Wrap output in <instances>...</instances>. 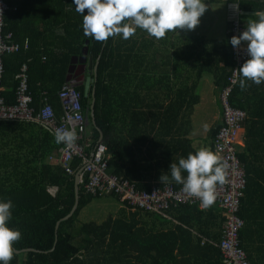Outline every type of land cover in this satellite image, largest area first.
Listing matches in <instances>:
<instances>
[{
	"label": "trees",
	"instance_id": "obj_1",
	"mask_svg": "<svg viewBox=\"0 0 264 264\" xmlns=\"http://www.w3.org/2000/svg\"><path fill=\"white\" fill-rule=\"evenodd\" d=\"M23 1L8 0L11 9L5 15V33L11 32L10 21L19 15L21 7L29 3L33 4L32 1ZM50 1L58 10L55 15L63 17L62 22L68 47L66 66L70 65L72 57L81 56L86 46L93 65L99 60L98 70L96 73L92 70L90 75L91 77L97 75L94 83L96 127H93L96 139L93 145L96 144L94 142L99 137V132L102 131V142L108 149L111 172L135 182L139 190H149L152 184L165 182H174L179 188L181 185L171 179L161 182L160 176L167 174L170 177V172L167 171L171 162H178L179 158L186 157L189 152L197 150L192 147L191 142L184 138L182 132L178 139L173 137L167 141L164 130L160 132L159 139L154 140L148 151H143L142 146L145 143L143 139L147 138V135L142 129H138L135 123L153 120L155 122L156 119L153 118L156 114L155 109L157 105L159 108L163 105L160 102L157 104L156 99L151 100L152 109L148 108L147 112L142 113L138 109L140 107L138 103L141 100L139 89L142 82L137 83L136 92L130 90L134 80L142 77L140 80L143 81L148 75L155 74L151 59L148 66L145 64L144 46L150 42L166 44L167 37L172 35L173 31L159 40L137 29L135 35L128 40L116 36L109 37L106 41H96L91 36L84 35L83 17L75 11L72 0ZM225 2L231 4L232 0ZM233 2L239 3V9L243 15L264 11V0H233ZM15 7L18 9L13 11ZM56 22L58 23V20ZM230 38L229 35L219 45L214 44L211 47L202 46L205 49H195L191 58L194 63L191 66H184L177 61L173 64L171 62L172 53L166 49L163 80L169 88L167 95L169 101L165 104L164 122L175 121L190 124L194 107L200 102L197 89L204 75L213 76L214 85L218 91L226 85L227 78L235 67L232 45L228 42ZM28 51L21 50L19 53L9 54L3 58L5 101L7 104L15 103L16 89L19 84V68L21 64L27 62L29 65L28 84L33 96L32 105L38 111L47 102L55 110L57 118H60L62 107L58 91L66 83V71L64 75H61L59 90L56 91V88L52 87V83L56 84L55 79L53 76H48V73H44L46 68L49 70L48 65L37 66L36 61L27 56ZM53 72H59L58 66H54ZM38 73H44L43 77L40 75L38 79ZM185 73L186 76L188 75L186 79L183 78ZM171 75L174 81H171ZM192 77H194V82L188 84ZM5 87L10 88L11 91H5ZM75 89L81 94L83 111L90 124L91 97H85L83 84L76 85ZM243 92L238 83L232 93L231 103L235 108L246 111L247 130L251 133L255 129L254 134L261 135L264 133V114L261 112L262 109L264 110V92L254 91L253 100L259 102L255 106L245 105L241 96ZM172 94L173 98H171ZM217 131L218 127L211 131V140ZM60 148L61 144L56 143L54 139V132L38 122L0 121V198L11 199L14 204L9 226L19 228L22 232V238L14 247L17 251L34 250L19 254L15 252L10 264H158L159 262L161 264L166 261V259H144V257L131 258L130 249L141 243L133 242V240L140 239L139 230L132 232L134 227L129 220L143 214L152 216L154 213L149 214L136 209L132 211L131 207L124 204L129 208V213L123 209L117 217L110 218L102 225L95 223L76 225L79 222L81 211L92 200L102 198L86 194L83 183L80 184V201L77 210L69 220L62 222L59 228H56L57 223L69 215L73 209L75 175L82 166L81 159H75L72 163L73 174H68L59 164L48 161V156L56 154L59 157L57 151ZM251 149H253V155L256 151L261 152V147L251 146L246 140L244 153L239 152L238 155L246 169L247 178L240 210V217L245 221V226L240 232V240L250 263L264 264V257H253L248 247L249 244L251 246V240L257 232V228H251L252 215L249 216V212L251 213L252 209L254 211L256 206L264 203V161H259L258 174L255 170L251 174L247 166ZM175 210L187 214L185 218L180 219L182 225L194 228L207 238L219 241L220 233L217 230L221 225L208 221L215 214L213 209L206 211L200 209L199 206L183 205L170 209L168 213ZM223 221L224 218L221 219V224ZM208 223L211 227L216 225L215 233L206 234L204 229ZM183 232L191 236L189 231L183 230ZM200 244L201 241L198 240L199 254L210 252V258L222 259L220 249L207 243L204 246ZM167 262L172 264L171 259ZM198 264H203V262L199 260ZM219 264H224V262L221 261Z\"/></svg>",
	"mask_w": 264,
	"mask_h": 264
},
{
	"label": "crops",
	"instance_id": "obj_2",
	"mask_svg": "<svg viewBox=\"0 0 264 264\" xmlns=\"http://www.w3.org/2000/svg\"><path fill=\"white\" fill-rule=\"evenodd\" d=\"M25 1L26 2L32 1L33 4L30 5L29 3L26 6L21 7L19 15H16L15 19L10 21L9 27L12 30L11 32L8 33L13 34L14 40L18 43L24 44L28 42L29 48L22 50L25 51L29 50L27 56H29L30 59L36 61L37 66H41L43 64L48 65L49 70H47L46 68L44 73H48L49 74L48 76L51 77L53 76L56 84L52 83V87L56 88V91L59 90L58 87L61 81L60 77L61 75H64L63 73L65 71H66V75H65L66 83L71 84L73 82L74 87L76 85H81V84L84 85L85 80L83 82H78L79 77H75L74 74H70L69 72L70 67L74 65L73 60L77 57L75 56L72 57L69 66L68 65L66 66L65 64L68 56L66 53L67 52L66 49L68 48L66 44L67 36L62 22L63 17L55 15L58 11L56 6L50 0H24L23 2ZM225 1L226 0H207V2L210 3L225 2ZM226 4L228 9L226 11L228 13L227 16L229 20L227 21V29L224 39L221 40L216 39L217 34H212L213 27L215 26L205 25L206 28H203L204 31H202L199 28V26H197L194 29L195 32L189 31L188 34L186 33L185 29H177L175 30L176 32L173 31L172 35L167 37L168 41L166 44L163 43L160 44L159 42H153V43L150 42L144 46L146 50L145 64L148 66V63L151 59L152 68H154L153 71H155V74H152L150 76L148 75L147 77L144 78L143 81H141L142 77L134 80V83L131 85L130 90L132 92H136L137 83L142 82L141 87L139 89L141 100L138 103L140 105L138 109H140L139 111L142 113L147 112L149 109H152V107L150 106L151 100L156 99V103L158 104L160 102L161 105L163 106L159 108L157 105L155 109L156 112L153 109V111L156 113L153 116V118L156 119L155 122L153 120L150 122L146 121L141 123H135L136 127L138 129H142L144 132H146L147 135V138L143 139V141H145V143L142 146L143 151L145 152L148 151L149 147L152 145L154 140L159 139L161 135L160 132L164 130H165L164 134L167 136V141H170L173 137H175V139H178L180 132H182L184 138L187 139L189 142H191V145L194 149L198 150L199 148L207 147L213 150L214 138H212L211 140L210 137L211 131L213 129H216L217 127L219 129V127L223 123L222 107L219 100L220 91H218L216 86L214 85V78L213 76L209 75L212 84V93H208L204 90V88H202L201 82L203 78L201 79L197 89V93L200 97V102L194 107L190 119V124L186 125L184 123L175 122V121L169 123L164 122L165 104L168 103L169 101L167 98L168 97L167 95L169 94V88L166 85V82L163 80V78H165V63H166L165 54H166V49L172 53L171 62L173 64H175L177 61L180 64H183L184 66H191V64L194 63V60L191 58L195 49L197 48L205 49L202 46L211 47L214 44L217 45L222 44L223 41H225V39L229 37L228 34L232 20L235 19L238 16V14L240 15L239 13L240 11H234L230 6L231 4L228 3ZM15 8L16 9H13V11H16L18 9L17 7ZM207 11L213 12V10L211 9H208ZM215 16L216 15H214V17ZM240 16L244 19L242 21V24L245 27L247 26L250 20L256 19L255 18L256 16L253 13H245L244 15L242 13ZM57 20L58 23L56 22ZM87 59H88L87 65L89 66L91 62L92 69L90 71L89 70L85 71V77H91L90 75L92 74V70L95 72L96 64L93 65V61L91 58H89L88 55H87ZM98 61L99 60H97L96 63H98ZM23 64L28 65L27 62ZM23 64H21L19 68V73ZM55 65L58 66L59 72L56 73L53 72V68ZM44 73H38L37 78L39 79L40 75L43 77ZM187 76L185 73L183 78L186 79ZM93 77L95 78V75ZM93 77L91 78L94 79ZM43 81L45 82V79ZM171 81H174L172 75H171ZM193 82H194V77H192V79H189L188 84H192ZM94 83H92L91 88L95 87ZM5 91H11V90L10 88L5 87ZM243 91L244 92L241 93V96L244 99L245 105L255 106L256 103L259 104V102H254L253 100L255 95L254 91L255 92L258 91V93L264 92V83L255 84L249 81L248 86L245 88V90L243 89ZM206 96L208 97L207 102L205 101ZM171 98H173V94L171 95ZM148 103L149 106H147ZM211 105L214 111L213 109H211L210 107ZM200 107L203 110L201 121L205 119H209L210 126L207 130V136H206L207 138L197 135L194 128L195 111ZM209 112H212L213 114L211 118L208 116ZM261 112H263L264 114L263 109L261 110ZM90 117H92L91 111H90ZM245 122L246 120L243 123L242 131L240 134L241 136L239 140L238 151L240 153L241 152L244 153L246 140H248V143L251 146L255 145L261 147V152L256 151L255 155H253L252 153L253 149H251V151L249 152L250 157L247 164L251 174H253L254 170L257 171L256 174H258V170L260 167L259 161L260 160L264 161V133L261 135H256L254 134V132H256L255 129L253 130V132L250 133L245 126L246 125ZM94 126L96 127V125L92 123V118H91V123L89 124L87 131L88 132L87 146L89 147H93V141L96 139L93 132ZM101 138L102 137L99 132V137L97 138L96 142H94V144L97 143V141L100 142L102 140ZM57 152L59 153V150ZM57 158L58 156L56 154L53 156H48V161L55 164L56 163L55 160ZM242 166L244 167L243 164ZM244 170L246 174L245 167ZM130 182L136 185L135 182L132 181ZM165 183H173L174 185H176L174 182H165ZM153 185L155 184H152V186ZM104 197L107 198L113 196L107 195ZM113 198H115L120 203L117 197L114 196ZM192 206H199L200 209H205L206 211L213 209L215 216L213 215L208 221L216 224L218 223L219 225H221V226L218 225L219 229L217 230L220 233V239H221L222 224H223V222L221 224V219L224 218L222 211L217 206L214 205L213 206L211 205L207 208H202L200 205H192ZM134 210L135 209H133L132 211ZM194 214L195 213H193V215ZM185 216H187V214H185L184 212L180 210L179 211L175 210L172 211L171 213L169 212L167 216H163L159 214H152V216L148 214H143L137 216L135 219H130L129 221L132 223V226L134 227L132 232L133 231L136 232L137 230H139L138 237L140 239L133 240V242L136 243V241H138L139 243H141L140 245H136V246L134 245L130 249L131 258L144 257V259L146 258L166 259V261L162 262L161 264H168L167 262L168 259H171L172 264H198L199 260L202 261L203 264H211L212 262L213 264H219L221 261L223 263L224 262L223 258L220 260L219 258H215V257L210 258V252L199 254V249L197 250L198 240L201 241L200 244L201 246H204L205 243L215 246V244H217L220 241V239L219 241H215L214 239L207 238L206 236L200 234L198 230L194 228L192 229L182 225L180 219L185 218ZM249 216H251V226H252L251 228H257L256 229L257 232L256 234H254L251 240V246L250 244L248 245L250 253L253 257H264V203H261L260 205L256 206L254 211L252 209L251 213L249 212ZM215 226L211 227L208 223V225L205 226L204 229L206 230V234L215 233L216 231L214 229ZM183 230L189 231L191 236L184 233ZM217 236L219 237V234ZM158 264H160V262Z\"/></svg>",
	"mask_w": 264,
	"mask_h": 264
},
{
	"label": "built area",
	"instance_id": "obj_3",
	"mask_svg": "<svg viewBox=\"0 0 264 264\" xmlns=\"http://www.w3.org/2000/svg\"><path fill=\"white\" fill-rule=\"evenodd\" d=\"M10 9L8 0H0V121L38 122L54 133L60 127L74 128L77 133L74 146L68 148L60 143L59 157L55 161L64 172L73 174V161L81 159V184H84L85 193L88 195L94 197L113 195L121 203L133 209L163 216H167L170 209L178 206L200 205L198 198L182 192V186L177 188L173 183H161L153 185L149 190H139L129 180L113 174L110 171L108 149L105 143L98 141L93 147L87 146L89 122L83 111L81 94L72 84H64L58 92L62 107L60 118H57L55 110L47 102L36 111L32 105L33 96L28 84L29 67L23 64L18 74L16 101L13 104L6 103L3 96V58L29 48L28 42L18 43L14 40L13 34L4 32L5 15ZM240 15L238 14L231 22L229 29L231 37L238 36L246 29L239 18ZM245 49L244 42L238 47L232 46L235 67L219 93L223 123L213 140V151L222 157L227 170L226 181L223 185H218L217 198L212 204L222 211L224 217L221 239L215 246L220 249L225 264H251L240 240V232L245 226V221L240 217V210L247 178L238 156V146L247 114L231 103L232 93L240 78L239 74L233 70H238L248 58Z\"/></svg>",
	"mask_w": 264,
	"mask_h": 264
},
{
	"label": "clouds",
	"instance_id": "obj_4",
	"mask_svg": "<svg viewBox=\"0 0 264 264\" xmlns=\"http://www.w3.org/2000/svg\"><path fill=\"white\" fill-rule=\"evenodd\" d=\"M72 4L83 17L84 35L96 41L116 36L128 40L137 29L157 40L177 29L194 30L210 6L207 0H72ZM230 6L234 11L239 10V3L233 0ZM254 15L257 18L250 20L244 31L228 41L234 48L242 42L246 44L248 58L238 70H233L239 74L238 83L242 90L249 81L255 84L264 82V11H257ZM203 127L208 128L207 124ZM54 139L56 143L71 148L77 133L74 128L60 127L55 130ZM167 172L170 177L161 175L160 181L171 179L180 184L182 192L198 198L202 208L215 202L217 187L225 183L227 176L222 157L207 147L189 152L178 162H171ZM13 208L11 199L0 198V264H10L17 251L14 245L22 238L19 228L9 226Z\"/></svg>",
	"mask_w": 264,
	"mask_h": 264
},
{
	"label": "rangeland",
	"instance_id": "obj_5",
	"mask_svg": "<svg viewBox=\"0 0 264 264\" xmlns=\"http://www.w3.org/2000/svg\"><path fill=\"white\" fill-rule=\"evenodd\" d=\"M208 3L210 5L208 9L213 10V12H208L207 9L204 15L200 18V24L198 26L202 31H204L203 28H206L205 25H213L215 27H213L212 34H217L216 39L219 40L224 39L227 29V21L229 20L227 16L228 13L226 11L228 10L227 4L225 2H216V3L208 2ZM214 15L216 16L214 17ZM239 18L241 21L244 20L242 17ZM185 30L187 34L189 33V31L195 32L194 30H187V29ZM201 83H202V88H204L206 92L212 93V84L209 75L204 76ZM205 101L206 102L208 101L207 96ZM210 107L211 109H213L212 105ZM202 115H203V110L200 107L195 111L194 128L197 135L207 138L206 137L207 130L210 126L209 119H205L201 121ZM208 116L211 118V116H213L212 112H209ZM205 124H207L208 126L207 130H205L203 127ZM123 209L126 211L129 210L126 205L122 204L121 202L119 203L113 197H107V198L102 197L98 199L96 198L92 200V202L81 211L78 219L79 222H77L76 225L79 226L80 224L84 225V224H94V223L98 225H102L103 223L107 222L110 218L117 217Z\"/></svg>",
	"mask_w": 264,
	"mask_h": 264
},
{
	"label": "water",
	"instance_id": "obj_6",
	"mask_svg": "<svg viewBox=\"0 0 264 264\" xmlns=\"http://www.w3.org/2000/svg\"><path fill=\"white\" fill-rule=\"evenodd\" d=\"M86 44H88V42H86ZM87 55H88V48L87 46L83 49V53L80 57H77L73 60L74 65L70 67L69 72L70 74H74L75 77H79L78 82H83L85 80V84H84V92H85V97H91V104H90V109H91V118H92V123L94 125H96L95 122V116H94V108H95V103H96V98H95V87L91 88L92 83L95 82L96 80V74H95V78L92 79L91 77H85V71L86 70H91L92 69V65L91 62L88 64V59H87ZM99 63V61H98ZM98 63H96L95 66V72L97 71V67H98ZM72 78V77H70ZM73 85V82L71 83ZM101 134V139L103 140V133L102 131H100ZM101 140V141H102ZM82 170H79L76 175H75V204L73 206V209L71 211V213L69 215H67L66 217H64L63 219H61L58 223H57V229L59 228L60 224L64 221L69 220L73 214L75 213V211L77 210L78 206H79V201H80V184L82 181ZM30 251H34L32 249H28V250H23V251H16L17 254L22 253V252H30Z\"/></svg>",
	"mask_w": 264,
	"mask_h": 264
}]
</instances>
